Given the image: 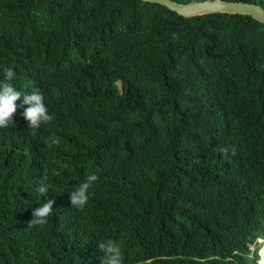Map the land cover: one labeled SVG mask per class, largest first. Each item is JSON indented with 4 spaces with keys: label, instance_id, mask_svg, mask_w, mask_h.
I'll use <instances>...</instances> for the list:
<instances>
[{
    "label": "trees",
    "instance_id": "trees-1",
    "mask_svg": "<svg viewBox=\"0 0 264 264\" xmlns=\"http://www.w3.org/2000/svg\"><path fill=\"white\" fill-rule=\"evenodd\" d=\"M8 67L53 119L30 128L21 99L0 128V264H102L109 239L123 264L256 263L264 24L142 0H0V82ZM48 200L47 223L30 224Z\"/></svg>",
    "mask_w": 264,
    "mask_h": 264
},
{
    "label": "clouds",
    "instance_id": "clouds-1",
    "mask_svg": "<svg viewBox=\"0 0 264 264\" xmlns=\"http://www.w3.org/2000/svg\"><path fill=\"white\" fill-rule=\"evenodd\" d=\"M15 73L11 67L5 69V82H0V128H5L12 121L13 114L17 111L16 101L21 100L23 103L20 107L26 105L22 112V116L27 121V124L32 129H38L41 124L50 122L53 119L48 112V108L43 102V94L37 89H33L30 94H23L17 91L10 81L13 79ZM56 141H53L55 143ZM98 179L95 174H90L87 179L80 183L75 190H72L70 200L71 205L83 208L88 201V189L90 186ZM44 177L41 180L40 185L37 187V191L40 194H47L50 185L45 181ZM53 200H48L42 206L36 207L32 211V219L29 221L32 225H43L47 223V217L53 212ZM261 239L262 238H255ZM264 239V238H263ZM249 245V244H248ZM100 250H103L105 255L102 258V264H123L121 256L120 246L109 239L106 242L100 243L98 245ZM253 249V248H252ZM259 258V256H258ZM256 259V262L258 261ZM256 264V263H255Z\"/></svg>",
    "mask_w": 264,
    "mask_h": 264
},
{
    "label": "water",
    "instance_id": "water-1",
    "mask_svg": "<svg viewBox=\"0 0 264 264\" xmlns=\"http://www.w3.org/2000/svg\"><path fill=\"white\" fill-rule=\"evenodd\" d=\"M157 3L181 16L202 15L214 12L238 13L250 16L264 24V8L258 3L241 0H142Z\"/></svg>",
    "mask_w": 264,
    "mask_h": 264
},
{
    "label": "rangeland",
    "instance_id": "rangeland-1",
    "mask_svg": "<svg viewBox=\"0 0 264 264\" xmlns=\"http://www.w3.org/2000/svg\"><path fill=\"white\" fill-rule=\"evenodd\" d=\"M256 241H257V245H258V249H257V253H258V256H259V258H258V260L260 259V248H261V252H262V259H261V262H260V264H264V239H256ZM253 243H251V244H249L248 245V247L250 248V249H252L253 248ZM256 264H258V261L256 262Z\"/></svg>",
    "mask_w": 264,
    "mask_h": 264
}]
</instances>
